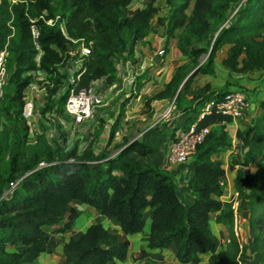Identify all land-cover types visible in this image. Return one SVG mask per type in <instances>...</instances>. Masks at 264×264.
Segmentation results:
<instances>
[{
  "label": "trees",
  "instance_id": "obj_1",
  "mask_svg": "<svg viewBox=\"0 0 264 264\" xmlns=\"http://www.w3.org/2000/svg\"><path fill=\"white\" fill-rule=\"evenodd\" d=\"M132 1L0 0V52L8 51L7 68L16 87L11 110L5 116L8 123L21 115L24 93L32 81L28 73L37 70L47 72L52 85L42 113L50 112L56 102L58 113L63 114L68 93H63L59 100L52 97L63 86L64 76L59 71L69 60V52L78 47L75 40L84 39L91 46L85 71L75 86L88 87L105 76L114 80L113 59L133 60L138 42L147 35L151 19L159 10L155 0L142 9L130 10ZM190 3L191 0H166L167 17L162 23L168 39L181 31L177 47L189 64L178 67L165 88L147 101L149 104L151 100L175 99L176 107L189 114L201 112L209 102L220 101L229 93L232 83L218 89L208 83L189 98L193 77L179 90L197 67L196 74H213L216 55L224 46H229L222 61L226 69L238 74L264 70V0H194L192 13L188 14ZM60 18L65 20L66 33ZM33 25L39 30L37 40L33 37ZM204 53L208 56L201 64ZM259 110L248 129L237 131L246 153L238 159L244 169H238L234 179L245 202L241 209H252L251 246L245 244L240 248L233 233L231 205L219 199L225 191L226 169L224 161L214 156L233 143L226 131L232 118L213 112L198 124L199 128L211 129L192 158L190 186L194 198L190 204L184 203L174 177L133 156L154 151L138 140L126 139L117 146L121 150L115 156L107 149L95 152L92 144L82 153L60 145L45 151L49 166L32 172L26 170L35 164L23 165L16 146L10 158L1 162L5 152L0 146V264H39L43 254L53 253L60 243L55 235L74 227L78 211L72 203L77 200L94 207L105 218H116L127 236L144 231L145 212L152 207L148 248L174 246L180 264H199L205 254H210L205 264H245L250 247L264 263V218L259 222L261 214H256L259 204L264 206V99ZM24 122L23 136H27L28 124ZM20 125L18 122L17 127ZM253 163L258 165L256 173L251 172ZM18 180V186L8 192L11 183ZM214 213L216 222L231 228L230 242L220 249L219 238L213 231ZM53 226L58 227L51 229ZM130 251L129 239L121 240L103 224L93 223L77 240L64 244L60 264H116L126 262ZM141 254L148 257L146 250Z\"/></svg>",
  "mask_w": 264,
  "mask_h": 264
},
{
  "label": "crops",
  "instance_id": "obj_2",
  "mask_svg": "<svg viewBox=\"0 0 264 264\" xmlns=\"http://www.w3.org/2000/svg\"><path fill=\"white\" fill-rule=\"evenodd\" d=\"M135 2H138V0L132 1L129 6L131 10L142 9L147 5L146 1L142 3V5L138 4L135 9H132L131 6ZM157 5L156 2L155 6ZM161 6H163L162 11L159 9L158 14L160 17L166 18L167 9L165 5ZM153 20L154 19L151 20V26L147 35L138 42L133 58L134 64L139 68L137 93L133 94L132 91H128L127 89L117 91L115 88L120 87V84L116 83L115 79L112 81L108 80L109 86L107 84L106 87H104L105 89L102 92L99 103L95 107L94 115L82 124H75L73 121L67 122L64 120L63 114L56 113L58 105L55 102L51 113L52 116H58L56 117V123L60 128L57 131V137H59H56L55 140L67 150L76 148L79 153H82L88 145L92 144L95 152L98 153L107 149L112 156H115L121 150V148L117 146L123 144L126 139L129 140L128 142L138 140L147 144L154 149L153 152L145 156H137V154L134 153L133 156L137 157L143 164H154L174 177V181L183 201H188L187 203L184 201V203L190 204L193 202L194 198L190 186V180L194 171V159H191L186 165L174 166L169 161V152L178 132L189 128L196 120L194 116L200 112L189 114L187 111L180 110L176 107L174 99L151 100L150 103L147 104L150 98L165 88V85L176 74L178 67L189 64V59L182 54L177 47V41L181 32L177 31L174 37L168 39L165 25L155 23ZM162 47H166V54L160 57L158 52ZM228 49L229 46L226 45L219 51L223 52L226 50L223 58L227 56ZM217 56L218 55H216L215 58L214 73L196 74L187 96L192 98L208 83L215 89L221 88L227 83H232L228 88L229 91L236 88L247 89L248 99L251 102L252 116L249 118L247 114L238 121L229 123L226 127V131L233 142L241 148L243 145L237 136V131H244L253 124L259 104L264 99V70L244 74L234 73L226 69L222 65V61H218ZM200 63H203V61H200ZM12 86L13 91H15V85L13 84ZM46 96L48 97L47 92L43 89L36 90L32 93V97L36 104L43 100L45 102ZM167 110H170L169 116H164ZM44 122L40 121L35 124L34 127L29 130L28 137L30 138V136L34 134L33 132L37 131L38 126ZM45 124H47V122H45ZM47 126L50 128L49 130H51V128H57L53 123L47 124ZM15 134L16 132H13V134L10 133L12 144L16 141ZM70 145H74V147ZM3 146L6 147V143H3ZM50 146L53 150L55 149L53 144ZM227 151V149H222L214 158L225 161L231 159L233 161L237 160L240 155V151L238 154L232 156L229 155ZM232 171H235V173H232V178H235L236 170ZM72 204L78 211L76 219L83 216L87 218V221L82 225H78V222H76L74 227L64 234V237L60 239L59 243L62 245V251L65 243L72 239L77 240L93 223H101L110 231H112L111 227L115 228L121 240H130L131 251H133V253L138 251L141 252L142 250L151 252L158 249L148 248L153 217L152 207L147 208L145 212L146 224L144 232L127 236L122 233L120 223L116 218H105L94 207L78 200L74 201ZM215 214L217 215V213ZM215 218L216 216L214 220ZM213 224V226H215V229L213 227V231L215 235L220 238V230L223 232V228L225 227L224 222L218 223L215 221ZM57 227L58 226H53L51 229H56ZM147 227L149 228L147 229ZM226 233H224V235ZM158 250H170V252L174 253V257L176 258V248L174 246ZM253 251L255 250L253 249ZM204 256H206L207 262L210 254H205ZM206 262H201V264H205ZM116 264L124 263L117 261Z\"/></svg>",
  "mask_w": 264,
  "mask_h": 264
},
{
  "label": "built area",
  "instance_id": "obj_3",
  "mask_svg": "<svg viewBox=\"0 0 264 264\" xmlns=\"http://www.w3.org/2000/svg\"><path fill=\"white\" fill-rule=\"evenodd\" d=\"M15 1V0H13ZM59 17V16H58ZM50 24L53 23V20L48 21ZM65 22L61 23V28L65 32L66 26ZM32 33L35 40L39 37V30L36 25L32 26ZM79 42L78 47L75 50L69 52L70 58L66 62L65 66L60 68V74L63 77V86L59 90L58 94L52 98L57 100L58 95L63 93H68L66 103L64 105L63 115L69 117L75 124L85 123L94 115L95 107L98 105L104 87L108 84V77H103L94 81L88 87H76V83L80 80L81 73L85 71V60L91 54L90 44H86L84 39L75 40ZM166 54V47H162L158 55L160 57ZM7 57L8 51L4 49L0 52V109L2 107V99L6 93L7 79L9 76L7 68ZM39 57V56H38ZM40 59V57H39ZM37 58V61L39 62ZM114 65L116 68L115 71V82L120 84V87H116L117 91H122L127 89L132 91L133 94L137 93L138 87V76L139 68L136 67L133 60L131 59H113ZM32 81L29 86L26 88L24 93V105L21 112V117L27 122L30 128H33L35 124L40 121H45L44 119L51 118V111L46 112L45 117H42L38 114V108L35 103V100L32 97V93L36 90H45L49 97L47 91V85H51L47 79V72L43 70L33 71ZM107 86V87H108ZM175 100V99H174ZM251 110V102L249 101L246 93L243 90H231L225 95V97L220 101H211L209 102L200 113L194 116L196 119L189 128L183 129L178 132V135L172 144L169 152V161L174 166L186 165L193 158L197 150V146L202 143L205 137L209 134L211 126L198 127L199 122L206 116L210 115L213 112L220 113L223 115L231 116L232 122H236L239 119L243 118ZM51 113V114H50ZM170 110H167L164 116H169ZM54 115V114H53ZM55 118L58 117L54 115ZM52 116V117H54ZM229 124V123H228ZM227 124V125H228ZM229 155L238 154L240 155L237 158L234 166H238V169H244V166L238 162V159L243 157L246 153V149L239 146L236 143H232L231 147L227 148ZM224 161V160H223ZM229 160L224 161L226 174L223 181L225 182V191L219 199L223 203H228L231 205L233 210L234 224L233 232L237 241L240 244V248L243 249L245 244H247L250 235L252 234L250 223H249V214L246 213V209H241V206L245 203L244 200L240 197L239 191L236 190L234 179L232 176H229V171H232L233 168L229 165ZM236 168V167H234ZM231 169V170H229ZM20 180L12 182L10 192L13 191L19 184ZM230 242V238H220V243H223L225 247ZM221 247V246H220Z\"/></svg>",
  "mask_w": 264,
  "mask_h": 264
},
{
  "label": "rangeland",
  "instance_id": "obj_4",
  "mask_svg": "<svg viewBox=\"0 0 264 264\" xmlns=\"http://www.w3.org/2000/svg\"><path fill=\"white\" fill-rule=\"evenodd\" d=\"M146 1H147V4H148L150 0H138V2L133 3L131 7H132V9H135L138 6V4L142 5V3H145ZM165 1L166 0H158V1L155 0L154 5L157 2L158 5L156 7H159L158 9H160V11H162V7L163 6H161V5H165V7H166V2ZM193 7H194V0H191L190 7L187 10L188 14L192 13ZM234 12L235 11H233L231 13V15H233ZM153 17H152V19H154L153 21L155 23H160V24L164 23L165 19H166L164 17H160L158 12L155 13L153 15ZM62 20H63V22H65L64 19H61V21ZM64 33H66V31ZM224 52H226V50H224L223 52H219L217 54L218 55L217 56L218 61H223ZM207 56H208V54L204 53L201 56L200 61H203V63H204L206 61V59H207ZM39 57H37V58L39 59ZM9 76H8V79H7L6 93H5L4 98L2 99V107L0 109V146L3 148V150L5 152L4 156L2 157L1 162L3 160H6V159L10 158V152H12V149L16 146L17 152L19 153V155L21 157L23 165H25L28 162H31V163L35 164L34 167L27 168L26 171H29V172L36 171V170L41 169L43 167L49 166V163L46 162L45 151L46 150L51 151V146H50L51 144L54 145V148H57L58 146H60L58 144V141L55 140L56 137H57V131L60 128L58 127V125L56 123V118H54V117H52L50 115L51 118L44 119L45 122H47L48 125L50 123H53V124H55L57 126V128L55 127V128H51V130H49L50 128H48L47 124H45V122L43 121L44 123L43 124L41 123V125L38 126L37 131L36 132L34 131L33 132L34 134L32 136H30V138H29L28 135H29V130L31 128L28 126V129H27L28 134H27V136H23L25 134V129H24L25 122H24L23 119H21V115L19 116V115H16V113H14L17 116L18 119L17 120L14 119L13 122L8 123L7 118H5V116H6V113L8 111L10 112V110H11V107H10L11 98H12V95L14 94V91L12 89L13 83L10 81V77ZM194 77H195V75L193 76V78ZM50 89H52V85H47L48 93H49ZM234 90H243L246 93L247 97H248V90L247 89H245V88L244 89L243 88H236ZM60 96L61 95H58V97L56 99L59 100ZM48 101H49V98L46 96L45 97V102L43 100L42 102H40L42 104H40L39 102L36 104L37 108H38V114L41 115L42 117H45V118H46V116L42 113V109L45 107V105H46V103ZM14 105H16V104H14ZM259 112H260V110L254 116L253 123L255 121V118L258 116ZM56 113H58V109H57ZM251 116H252V112L250 110L248 112V117L250 118ZM63 119L66 120L67 122L68 121H72L67 116H63ZM18 122L21 123V125L19 127H17ZM13 132H16V134H15L16 135V141H15L14 144H12L11 137H10V133L13 134ZM3 143H6L7 146L4 147ZM70 146L74 147V145H70ZM229 161H231V162H229V165L230 166H234L235 162L237 160H233L232 161L230 159ZM235 167L236 168H233L232 170H236L238 168V166H235ZM245 168H247V167H245ZM229 170H231V169H229ZM257 170H258V165L256 163H253L251 165V172L252 173H256ZM233 172L235 173V171H229V176L230 177L232 176ZM263 187H264V180H263ZM8 192H9V190H8ZM184 201L186 203L188 202L186 200H184ZM259 205L260 206L258 207V209L256 211V214H261V216L259 215V218H258V221L261 222L263 220V218H264V206L262 205V203H260ZM251 210L252 209L250 208V206H247V209H246L247 212L246 213H248L249 216H250ZM215 216H216V214L214 213L212 215L213 223L215 222V220H214ZM86 221H87V218H85L83 216L82 217H78V219H76V221H75V224H76V222H78V225H82ZM224 226L225 227L223 228V232H222V230H220V236L219 237L221 239H224L225 237L228 238V236H230V233H231V228H229V225L224 223ZM213 227L215 229V226H213ZM148 228L149 227H147V229ZM111 229H112L113 233H116L115 228L111 227ZM67 232H65V233H67ZM65 233L56 234L55 236L57 238L61 239L62 237H64ZM224 233H226L227 235L226 234L224 235ZM220 238H219V241H220ZM247 242H248L247 243L248 245L252 244V242H253V234L250 235V238H249V240ZM220 246L223 247V248L225 247V245L223 243H220ZM221 247H219V249ZM130 252H131V257H130V254H129V257H128L127 261H126L127 263L123 262L124 264H147V263L148 264H177L178 263L177 258L174 257V253L170 252V250H168V251L167 250L166 251H160L158 249L157 250H153L151 252H148V257H146V259L144 257H142V254H141L140 251L134 252V253H133V251H130ZM258 255L260 256V254L258 252L253 251V248L250 247L249 250L247 251V254L245 255V264H264V263L261 262V260H260ZM63 259H64V254H63V251H62V245L59 244L58 247L54 250L53 253L43 254L40 257V259H39V264H60L63 261ZM206 260H207V258H206V256H204L202 262H206ZM199 264H201V263H199Z\"/></svg>",
  "mask_w": 264,
  "mask_h": 264
},
{
  "label": "water",
  "instance_id": "obj_5",
  "mask_svg": "<svg viewBox=\"0 0 264 264\" xmlns=\"http://www.w3.org/2000/svg\"><path fill=\"white\" fill-rule=\"evenodd\" d=\"M198 68H199V67L195 68L194 70H192V71L189 73V75L186 77V79L184 80V82H183V84L181 85V87H180L179 90L182 89V87L184 86V84L186 83V81H187L190 77H193L194 75H196V73H197V71H198Z\"/></svg>",
  "mask_w": 264,
  "mask_h": 264
},
{
  "label": "clouds",
  "instance_id": "obj_6",
  "mask_svg": "<svg viewBox=\"0 0 264 264\" xmlns=\"http://www.w3.org/2000/svg\"><path fill=\"white\" fill-rule=\"evenodd\" d=\"M232 123V122H231Z\"/></svg>",
  "mask_w": 264,
  "mask_h": 264
}]
</instances>
